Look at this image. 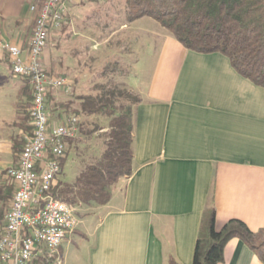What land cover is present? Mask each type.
Returning <instances> with one entry per match:
<instances>
[{
    "label": "crops",
    "instance_id": "1",
    "mask_svg": "<svg viewBox=\"0 0 264 264\" xmlns=\"http://www.w3.org/2000/svg\"><path fill=\"white\" fill-rule=\"evenodd\" d=\"M32 1L0 0V40L24 52L33 35ZM85 1L100 0L66 5L62 28L54 34L78 22H98L95 10H85ZM142 21L100 38L86 34L93 50H108L113 40L123 49L129 38L144 34L146 61L154 69H140L136 59L132 68L137 73L124 81L140 99L132 115V175L113 187L106 205L75 206L78 227L61 246L66 264H170L172 259L193 264L204 214L212 209L217 230L230 220L244 222L252 232L264 229V88L238 74L226 56L187 50L163 27L166 32L150 22L135 27ZM154 41L159 56L152 53ZM59 47L57 43L56 53L43 55L46 70L55 76L67 73L74 96L95 95L97 83L90 75L97 56H85L82 63ZM7 56L0 49V62L13 78L0 70V99L5 102L0 103V188L8 181L7 170L18 164L13 147L22 135L12 125L22 80L12 73ZM52 95L56 104L73 99H63L59 90ZM57 114L68 115L62 108ZM63 172L56 184H73L81 171L70 182ZM220 264L264 262L244 242L231 239Z\"/></svg>",
    "mask_w": 264,
    "mask_h": 264
},
{
    "label": "trees",
    "instance_id": "2",
    "mask_svg": "<svg viewBox=\"0 0 264 264\" xmlns=\"http://www.w3.org/2000/svg\"><path fill=\"white\" fill-rule=\"evenodd\" d=\"M126 19L134 22L151 18L166 29L184 48L202 54L220 53L226 56L232 67L242 77L264 88V0H125ZM5 60H8L7 58ZM50 74V72H48ZM13 126L20 128L22 135L14 142V154L19 157L32 126L29 110L32 104L30 80L21 78ZM96 94L79 98V108L71 107L72 101L56 104L52 93L47 95L50 121L66 114L96 117L108 121L103 152L84 167L73 184L58 183L53 195L72 206L106 205L113 187L132 175L133 162V106L140 99L127 89L115 86L96 85ZM81 127V124H80ZM75 139L68 143L72 144ZM62 160V168L67 160ZM14 193L8 180L0 188V231ZM231 239H239L264 262V229L252 232L239 220H230L222 229L215 225V211L204 214L198 236L193 264H220L224 260V248ZM39 256L31 264H47ZM170 264H177L173 259Z\"/></svg>",
    "mask_w": 264,
    "mask_h": 264
},
{
    "label": "built area",
    "instance_id": "3",
    "mask_svg": "<svg viewBox=\"0 0 264 264\" xmlns=\"http://www.w3.org/2000/svg\"><path fill=\"white\" fill-rule=\"evenodd\" d=\"M76 1H32L34 27L26 52L0 40L12 73L29 79L32 87V132L17 166L6 174L14 193L0 231V264H31L39 256L47 264H66L61 246L78 227L76 207L57 199L53 189L63 172L68 142L80 133L81 118L71 114L50 121L47 95L59 90L70 96L74 89L68 78L49 74L43 64L51 31L61 29L65 6Z\"/></svg>",
    "mask_w": 264,
    "mask_h": 264
},
{
    "label": "rangeland",
    "instance_id": "4",
    "mask_svg": "<svg viewBox=\"0 0 264 264\" xmlns=\"http://www.w3.org/2000/svg\"><path fill=\"white\" fill-rule=\"evenodd\" d=\"M85 3V10H95L94 14L98 17V22L94 23L92 26L85 23V21L78 22L76 25L72 27L70 26L67 32L63 33L58 32L57 34H54V31L52 30L51 45L49 44L47 48L48 51H45L44 55L49 57L56 53V44L59 43L60 52L63 53L64 51L67 56L76 55L82 63L86 62L85 56H97V61L93 66V71H91V80L97 83V85H106L110 88L119 86L122 89H127V86L124 84L126 76L128 74L134 76L138 71V68H132V64L134 65L133 61L139 59L140 69H144L147 72L150 70V65H152V61H146L147 55L143 43L145 36L140 33L141 35L138 37L129 38V40L125 42L123 49L117 47V42L113 40L110 41L108 50L103 47L93 50L90 39H86V34L92 32L93 37H99L101 33H110L113 30H118L122 25L130 24V22L126 19L127 7L125 0H100L98 3L85 1ZM144 22H150L155 29L160 30L161 32H166L157 21L151 18H144V21L135 25V27H141ZM75 29H77L78 32H76ZM151 46L153 55L159 56L160 51L158 42L154 41ZM85 67L86 66H84V68ZM152 69H154V67H151V71ZM0 70L3 71L2 73H4L5 77L8 76L11 80L13 79L11 78V75L7 73L8 70L4 63L0 62ZM61 72L64 73L66 70ZM65 75L66 76L64 77L68 78V74L66 73ZM146 79H148V75L142 77V80L145 81ZM62 93L64 95V97H62L63 99L73 98V103L79 100L78 96L73 95L74 92L70 96L64 94V92ZM0 101L1 104L5 105V102L2 99H0ZM75 108H79V103L75 105ZM80 118V133L72 144L68 143V159L63 168V179L67 182L76 178L86 165L93 163L101 155L104 149L103 142L105 140L108 121L96 117L80 116Z\"/></svg>",
    "mask_w": 264,
    "mask_h": 264
}]
</instances>
